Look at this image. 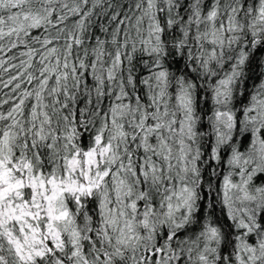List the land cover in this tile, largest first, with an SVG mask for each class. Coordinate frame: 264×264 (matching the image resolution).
Masks as SVG:
<instances>
[{
	"label": "snow or ice",
	"instance_id": "6c2138e0",
	"mask_svg": "<svg viewBox=\"0 0 264 264\" xmlns=\"http://www.w3.org/2000/svg\"><path fill=\"white\" fill-rule=\"evenodd\" d=\"M0 264H264V0H0Z\"/></svg>",
	"mask_w": 264,
	"mask_h": 264
}]
</instances>
